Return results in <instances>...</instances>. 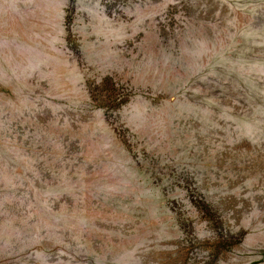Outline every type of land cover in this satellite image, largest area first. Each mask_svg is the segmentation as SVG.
I'll return each mask as SVG.
<instances>
[{
  "label": "rangeland",
  "instance_id": "1",
  "mask_svg": "<svg viewBox=\"0 0 264 264\" xmlns=\"http://www.w3.org/2000/svg\"><path fill=\"white\" fill-rule=\"evenodd\" d=\"M0 264H264V0H0Z\"/></svg>",
  "mask_w": 264,
  "mask_h": 264
}]
</instances>
